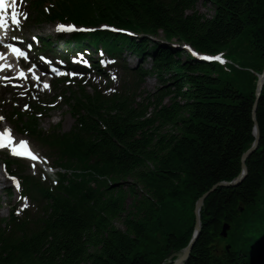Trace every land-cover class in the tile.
Wrapping results in <instances>:
<instances>
[{
	"label": "trees",
	"instance_id": "1",
	"mask_svg": "<svg viewBox=\"0 0 264 264\" xmlns=\"http://www.w3.org/2000/svg\"><path fill=\"white\" fill-rule=\"evenodd\" d=\"M46 1L32 3L38 22L107 23L136 33L74 40L77 48L86 39L149 59L138 82L150 76L158 87L139 100L128 91L104 97L84 88L64 98L73 129L36 137L70 175L52 189L31 182L41 216L33 226L13 223L18 237L0 236V264H172L192 238L195 202L239 175L240 157L255 140L251 71L264 69V0H205L209 17L197 0H49L57 8L52 17L42 10ZM171 44L224 52L232 64L198 61ZM255 120L258 148L246 159V176L205 199L185 264H255L264 245V84ZM23 125L35 134L39 122Z\"/></svg>",
	"mask_w": 264,
	"mask_h": 264
},
{
	"label": "rangeland",
	"instance_id": "2",
	"mask_svg": "<svg viewBox=\"0 0 264 264\" xmlns=\"http://www.w3.org/2000/svg\"><path fill=\"white\" fill-rule=\"evenodd\" d=\"M197 1H198L197 5H196L197 11L199 13H201L202 15H205L206 17L211 16V11H212L211 5L205 0H197ZM28 27H29L28 32H30L31 34H37L38 36H40L42 38L50 37V41L53 44L52 48L55 50V52H58V51L62 52V49L64 47L68 46L67 40L70 38L61 37V38L56 39L52 33V25L49 23H43L41 25H37V24H31V22H28ZM120 62H126L131 66H137V68H139V69L141 68V62H139V60H137L135 57L128 55V54L127 55L124 54L123 56H121ZM144 63H145L144 64L145 68L150 69L149 59H147L146 62H144ZM120 74H121V72L119 70V72L117 74L118 80L115 83L110 81L112 83V85H120V79H119ZM91 76L92 75L86 76L84 78L85 82H82V85H85L86 93H88V94H91L94 88L102 89L105 87V82L100 80L99 77H97V76L91 77ZM157 87H158L157 80L154 77H148L141 82L140 93H141V95L143 94V96L152 95L153 92L156 91ZM76 89H77V85L73 86L72 90H76ZM13 94H14V96H12V97H14L19 102V105L17 107L19 109L25 101H23L21 94L17 95L15 92H13ZM50 95L52 96L53 94H50ZM10 98L11 97H9V95H7L6 92L4 90H2V88H0V114L6 118V123H8L7 116L9 114V112L12 110V108L10 107L11 105L9 103ZM44 99H45V97H44ZM13 106H15V105L13 104ZM39 122H40V126L43 130H48L53 125L60 123L62 131H68L69 129H71V127L73 125V117L68 112V107L65 106L63 103H60L59 107L56 108V110L50 111L46 116H44V118H40ZM167 129L168 128H165V129H163V131H165ZM16 136L19 138L30 140V142H32L34 147L46 156V153H45L46 150L41 148L36 142H33V140H31L30 138H28L27 136L20 134L18 132H16ZM52 157H53L52 160H54L55 157L54 156H52ZM27 172L32 173L30 170H28ZM127 181H130V180L128 179ZM5 187H6V185L0 186V209H1L0 217L7 218V216H6V210H7L6 202L9 201L10 204H12L13 201H15V199H14V197L10 198L9 195H7L5 193V191L3 190V188H5ZM125 189H127L126 185H125ZM131 202H132V197L130 195H126V197H125L126 207H130ZM116 225L119 226V223H116Z\"/></svg>",
	"mask_w": 264,
	"mask_h": 264
},
{
	"label": "snow or ice",
	"instance_id": "3",
	"mask_svg": "<svg viewBox=\"0 0 264 264\" xmlns=\"http://www.w3.org/2000/svg\"><path fill=\"white\" fill-rule=\"evenodd\" d=\"M17 3V0H11V5H12V10H11V23L12 25L16 26L17 28L19 27V19L18 17L20 15H23V17L26 19L27 18V13H19L15 10V4ZM8 10V0H0V29H3L6 27V16L4 15V13ZM76 30L75 29V25L72 24H68V25H64V24H57L56 25V31L58 32H62V31H73ZM83 30V29H81ZM14 39H17L16 37H14ZM35 39V37L33 38ZM7 48H9L12 53H14L17 57H22L24 59H27V54L22 51L19 47H15L12 44H8L6 46ZM30 47V45H29ZM193 55L195 56L196 53L193 52ZM0 59H3V56L0 55ZM43 59V58H41ZM203 59L206 60H219L221 63H223V61L221 60V57L216 56V57H212V56H205L203 57ZM85 64H87V61H84ZM5 67V65L0 64V69H3ZM76 73H72V75H75ZM19 77L23 78L24 77V73L20 72L19 73ZM45 87H49V85L45 84ZM25 107H27V105H25ZM3 117H0V120H2ZM0 149H8L10 151V154L13 156H17V157H27L30 158L31 160H37L39 159V157H37L32 151L29 150L28 147V142L26 140H20L18 145L13 146V138L11 136V132L10 129L8 128H4L2 132H0ZM13 183L16 184L17 188H19V183L16 180L15 177L11 178ZM24 207H27V205H24Z\"/></svg>",
	"mask_w": 264,
	"mask_h": 264
},
{
	"label": "water",
	"instance_id": "4",
	"mask_svg": "<svg viewBox=\"0 0 264 264\" xmlns=\"http://www.w3.org/2000/svg\"><path fill=\"white\" fill-rule=\"evenodd\" d=\"M264 84V70L262 72L261 77L257 81L256 85V90H255V100L253 101L252 109H251V116H252V121H253V135L255 137L254 142L252 143L251 147L245 151L241 157H240V173L237 177H235L232 181L230 182H219L216 184L209 192L203 194L196 202L194 206V215H195V225H194V233L189 241L188 245L182 250L181 254L173 261L172 264H185L187 261L189 254L191 252V249L196 242L200 229H201V220H200V210L203 206V203L205 199L208 197L210 193L215 191L217 188H229V187H236L238 186L244 177L246 176L247 169L245 166L246 159L250 157L258 148V139H259V134H258V126L255 120V110L257 106V101L260 96L262 86ZM242 211V209H240ZM230 230V226L228 223H224L221 227L220 235L222 238H227V233ZM225 249L228 251L229 250V245L225 246Z\"/></svg>",
	"mask_w": 264,
	"mask_h": 264
}]
</instances>
